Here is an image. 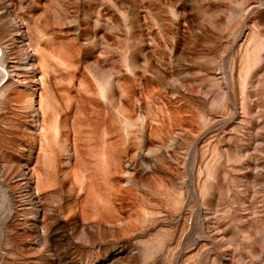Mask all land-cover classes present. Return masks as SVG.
<instances>
[{"label":"rangeland","instance_id":"obj_1","mask_svg":"<svg viewBox=\"0 0 264 264\" xmlns=\"http://www.w3.org/2000/svg\"><path fill=\"white\" fill-rule=\"evenodd\" d=\"M9 13L69 92L41 163L39 116L0 92V264H264V0H0L17 61Z\"/></svg>","mask_w":264,"mask_h":264},{"label":"bare ground","instance_id":"obj_2","mask_svg":"<svg viewBox=\"0 0 264 264\" xmlns=\"http://www.w3.org/2000/svg\"><path fill=\"white\" fill-rule=\"evenodd\" d=\"M11 15L12 14L9 13L4 16V20L8 24L9 30H12L10 29V27H13V29L16 30L17 34H22L24 32L23 28H26L28 42L27 44H22L19 47V49H17V52L21 53V57L18 58L19 60L7 61L6 56L9 53L8 51L12 50V47L9 48V46L11 44H14L15 42H18V37L10 36L9 39H11V42L9 41V43L6 45L1 42V40H3L2 39L3 37L0 38V73L4 71L5 74L7 75V80L0 86V92L5 90L10 85H15V87L17 86L22 88V89L20 88V90L14 89L15 90L14 92L11 91L13 92V94H11L12 98L10 99L15 101L21 108L27 110L30 109V112L32 113L31 116L34 120L36 119L37 116H39L42 124V130L38 134L40 135L39 142L43 146L42 147L43 153L39 156L38 160L39 162L40 161L43 162L46 161L47 159L49 160L50 158H52V155L55 154L59 149V134L61 127V120L57 116V109L53 99L55 98L58 92H69V87L64 85L58 86L57 88L53 87L52 74L48 69L50 63L52 62L51 58L53 57V54L45 53L44 47L35 44L37 40V33L34 31V28L33 26H31L30 22L23 23V22L15 21L14 18H11ZM35 81H38V83L41 85V87L37 92L38 94L36 93ZM111 85H112V81L109 77L107 78L106 86L103 87L101 91V95L110 104H112L114 100V95L113 92L111 91ZM69 98L71 100L75 99L73 96H69ZM4 101H6V96L4 98ZM71 108L72 105L68 107V110H66V112L69 113L71 111L70 110ZM126 120H127V122H125L126 128L124 129L128 132L129 131L128 118H126ZM70 127L72 129V127H74V124L70 123ZM113 144L114 145L109 144L106 146L107 152H104L100 158V160H102L104 165L107 167H111V164H113V161L115 160L116 157L114 153L115 142ZM148 152H151V149H149ZM146 161H150V159ZM18 166L20 167L22 166V164L19 163ZM15 167L16 166H9L8 171L5 173L4 177L8 178L9 176H11L15 170ZM62 172H63L61 174L62 179H67L68 172L66 170ZM23 175H24L23 177L27 179V184L25 187L29 191L32 190L30 189L31 176L29 175V172H26ZM33 175L37 177L36 189L38 191L40 187L49 183L52 180V176H53L52 174H51L52 176L48 174L46 175L45 178H43L42 177L43 172H41V170L33 171ZM69 182L71 183V181ZM79 211L80 213L83 214L84 207L82 206L79 209Z\"/></svg>","mask_w":264,"mask_h":264}]
</instances>
